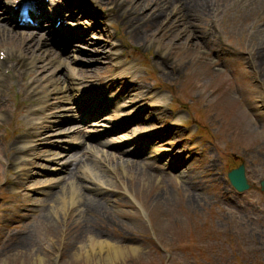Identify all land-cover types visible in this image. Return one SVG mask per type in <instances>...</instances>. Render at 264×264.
Here are the masks:
<instances>
[{
    "label": "rangeland",
    "instance_id": "374dc122",
    "mask_svg": "<svg viewBox=\"0 0 264 264\" xmlns=\"http://www.w3.org/2000/svg\"><path fill=\"white\" fill-rule=\"evenodd\" d=\"M116 1L98 4L101 11L118 14L106 19L105 25L91 22L98 30L91 34L90 44L81 42L84 55H72L70 65L79 66L86 78L95 77L112 70L110 53L117 45L119 51L126 42L141 47L139 52L150 56L144 66L134 63L139 70L135 83L158 93L163 110L154 111L156 120L143 117L137 125L134 122L133 129L165 128L168 114H179L167 138L183 141L168 149L163 139L147 150L150 158L137 157L141 173L129 164H123L129 169L125 171L105 156L112 152L117 158L120 151L102 144L97 147L95 142L81 148L87 160L73 176L86 198L71 204L77 195L73 200L66 197L63 206L59 194L49 197L61 184L48 187L46 182L66 177V172L52 174L60 164L44 160L41 152L59 145L57 137L44 146L39 143L41 136L30 129L34 137L21 144L36 147L19 154L13 153L11 142L17 137L25 142L29 138L22 136L25 130L30 124L43 123L44 117L66 120V112L60 114L66 105L57 103L55 96L46 100L52 85L33 72L38 91L30 97L41 100L46 95L35 101L41 114H30L27 110L33 107L23 105L29 102L24 93L30 86L23 87L21 80L8 87V81L0 96V103L6 105L0 107V264H264V190L239 193L226 178L227 169L243 161L251 182L258 185L264 180V0H207L210 13L203 19L190 16V11L186 14L184 0H175L176 10L168 7L165 14L150 18L148 12L156 0H138L136 8L129 3L135 0ZM158 3L161 10L168 2ZM134 10L142 11L144 19L139 17L142 21L134 29L139 40L131 41L127 25L119 22L127 15L135 25ZM185 15L196 26L186 28ZM208 20L211 39L228 50L221 59L200 36ZM12 39L24 47L22 39ZM66 64L52 60L45 73L53 77L55 70L54 79L60 77V84L69 91ZM58 67L63 68L57 71ZM74 82V87L80 85L78 79ZM65 94L69 101L70 95ZM46 104L49 108L42 107ZM128 107L126 115L136 112L135 104ZM195 123L206 133H195ZM62 124L60 128L71 123ZM54 130L58 129L46 132L54 134ZM166 148L173 150L171 156ZM176 159L179 167H170ZM88 196L100 201L92 214L87 210Z\"/></svg>",
    "mask_w": 264,
    "mask_h": 264
},
{
    "label": "bare ground",
    "instance_id": "6f19581e",
    "mask_svg": "<svg viewBox=\"0 0 264 264\" xmlns=\"http://www.w3.org/2000/svg\"><path fill=\"white\" fill-rule=\"evenodd\" d=\"M103 1H108V0H98V4L100 5ZM113 1V0H112ZM180 1V0H179ZM185 1V8H183V9H185V13L187 14V12L188 11H190V16H199L201 19H203L204 18V16H206L208 13H210V12H207V0H184ZM225 1V0H224ZM134 3H132V2H129V3H132L135 7H136V3L138 2V0H135V1H133ZM167 4H166V6L165 7H163V9H159V3H158V0H156L155 1V4L150 8V12H148V15H149V18L151 17V16H153L154 17V14H165V9L166 8H168V7H171L173 10H176L174 7H176V5H177V2H175V0H167ZM97 5V4H96ZM213 9V8H212ZM139 10H140V8H139ZM141 12V13H140ZM137 11V10H134V17L136 18L137 17V20L138 21H142L140 18H139V16L140 17H142L143 19H144V17H143V14H142V11ZM94 14V13H93ZM5 16L8 18V19H5ZM186 16V15H185ZM96 18V17H95ZM182 18V17H181ZM91 19H94V17L91 15ZM3 20H6L5 21V23H3L2 21ZM13 22H15V20H13V19H11L10 18V16L8 15V14H6V15H0V36H1V34H3V33H6V34H8L7 32H5V28H7V25H6V23H10L11 22V24H12V21ZM127 20L125 19V21L124 22H126ZM149 20H147V22H148ZM147 22H145V23H147ZM185 22H186V28L187 27H189L190 25H192L193 27H194V23H192V22H190V18L188 17V16H186L185 17ZM148 25H150V23L148 24ZM138 26H136V25H132L131 26V28H130V30H129V33H131V35H132V31L135 29V28H137ZM192 29V28H191ZM48 30H51V27H49L48 28ZM180 31H182V30H180ZM184 31H185V28H184ZM9 33H10V31H8ZM43 32H47V28L43 31ZM44 33H40L38 30H32V31H23V30H15L12 34H10V35H13V36H16V37H20L21 39H23V41H24V47H23V49L27 52V50L28 51H30V52H32L33 51V49H34V47L36 46V44H34V41H35V39H37V38H41V36L43 35ZM137 37H138V33H136L135 34ZM133 36V35H132ZM12 37V36H11ZM134 37V36H133ZM11 42H13V40L12 39H9V41H8V43H11ZM6 43V42H5ZM5 45H8L9 46V44H5ZM44 45V43H42V45H41V47ZM87 45H88V43H87ZM194 45H196V44H194ZM37 50H39L40 51V49H37ZM263 50H264V47H263ZM264 52V51H263ZM41 55H44V54H39V52L36 54V57L37 58H41V60H42V56ZM47 55H49L48 57H50V58H52L51 60H49L47 63H45V65H43V66H41L40 68H39V74L41 73L42 75H41V77H42V79L44 78V79H46L47 81H53L54 80V82H55V86H57V87H59V88H62L63 87V85L62 84H60L59 82H58V80L60 79V77H57V78H55L54 79V77H52V76H50V75H47L46 73H45V71H47L48 70V68L50 67L49 66V64H50V62L53 60H58V58H55V57H59L57 54H56V52H50L49 51V54H47ZM47 57V56H46ZM62 61V60H61ZM31 62V61H30ZM63 62V61H62ZM0 64H3V62H0ZM106 65V64H105ZM80 70H82V69H80ZM80 70H78V72L80 73ZM53 74V73H52ZM44 75H46V78L44 77ZM41 79V80H42ZM0 81H1V79H0ZM3 82H0V90L2 89L1 88V86H3V84H2ZM133 84H130V86H132ZM130 88V87H129ZM140 88V86H136V88H135V90H137V89H139ZM56 90H60V89H56ZM52 93V92H51ZM50 93V94H51ZM138 94H142L141 92H137V93H135V94H133L132 96V98H130L131 96L129 95V99H130V102H134V100H135V97L138 95ZM146 94H142V96H145ZM146 97H143V99H145ZM80 103V102H79ZM77 107H79V104L77 105ZM32 127V126H31ZM66 131V130H65ZM29 135H30V133H29ZM156 135H158V134H156ZM158 139H159V137H157ZM151 139V138H150ZM20 140H19V138L17 137V138H15L14 140H12V142H11V148H12V151H13V153H15V154H19V153H22V152H24L25 151V149H26V151H29V148H27V147H25L24 145H21L20 144V142H19ZM119 147V146H118ZM25 151V152H26ZM103 152V151H102ZM128 153H129V151H128ZM55 153H53L52 155H54ZM111 152H105V156L106 157H108L109 159H114V163L115 164H121V168L123 169V170H125L126 171V169H128V168H126V166L125 165H123V164H129V165H131L130 167H132V168H134L136 171L138 170V168H139V172L141 173L142 172V170L143 169H140L141 167L138 165V162H135V161H132V159L130 158V157H123V156H118L117 158H113L112 156H111ZM55 155H57V154H55ZM60 158V157H59ZM51 160H54L55 158H50ZM50 160V161H51ZM26 161V160H25ZM58 161H59V159H58ZM134 162V163H133ZM131 163V164H130ZM133 163V164H132ZM24 164H26V162H24ZM90 164H94V163H90ZM84 165V163L82 164V166ZM95 165L97 166V169L100 167L99 166V164H96L95 163ZM112 167V166H111ZM92 168H96L95 166H92ZM129 170V169H128ZM101 173H104V171L101 169ZM116 173L118 174V172L116 171ZM90 174V173H89ZM96 175H97V173H95ZM100 178V176H98V179ZM48 181H50V180H48ZM51 181L53 182V185H59V184H61V186L59 187V190L58 191H56L55 193H51V194H49V197L51 198L52 196H57L58 194H59V197H57V198H60V201H61V204L63 205V200L66 198V197H69L68 198V200H73V198H74V196H76L77 195V200H74L71 204H77V203H81L80 201L81 200H83V199H85L86 197H85V194H83L82 192H81V189H80V187H79V184L77 183V181H76V179H75V177H73V175H68V177H67V179H65V178H61V179H58V178H53V179H51ZM68 189V193L67 192H65V194H66V196L65 197H61V194L63 193L64 194V189ZM64 194V195H65ZM89 198L88 199H90L89 200V206H87L88 207V214H92L91 213V211H94L95 209L96 210H98L97 208L99 207V204H100V201L99 200H97L96 198H94V197H91V196H88ZM47 199H49V198H45V200H47ZM57 200V199H56ZM68 200H67V202H68ZM48 201V200H47ZM86 202H88V200L86 201ZM86 205V204H85ZM64 206V205H63ZM87 210H85L84 209V211L83 212H86ZM95 210V211H96ZM44 216L45 217H48V214L47 213H45L44 212Z\"/></svg>",
    "mask_w": 264,
    "mask_h": 264
},
{
    "label": "water",
    "instance_id": "95a60500",
    "mask_svg": "<svg viewBox=\"0 0 264 264\" xmlns=\"http://www.w3.org/2000/svg\"><path fill=\"white\" fill-rule=\"evenodd\" d=\"M229 179L231 183L238 189L244 190L248 188L250 185L247 183V180L244 176V167L240 165L238 168L231 170L228 173Z\"/></svg>",
    "mask_w": 264,
    "mask_h": 264
}]
</instances>
